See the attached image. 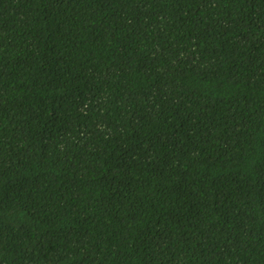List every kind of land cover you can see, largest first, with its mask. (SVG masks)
<instances>
[{
	"label": "trees",
	"instance_id": "obj_1",
	"mask_svg": "<svg viewBox=\"0 0 264 264\" xmlns=\"http://www.w3.org/2000/svg\"><path fill=\"white\" fill-rule=\"evenodd\" d=\"M0 264H264V0H0Z\"/></svg>",
	"mask_w": 264,
	"mask_h": 264
}]
</instances>
